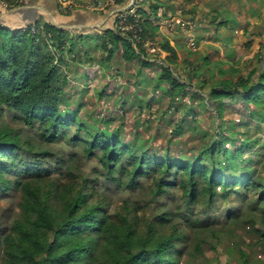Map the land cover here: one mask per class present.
<instances>
[{
    "label": "trees",
    "instance_id": "obj_1",
    "mask_svg": "<svg viewBox=\"0 0 264 264\" xmlns=\"http://www.w3.org/2000/svg\"><path fill=\"white\" fill-rule=\"evenodd\" d=\"M121 1L116 0V3ZM149 1L137 0L136 6L146 35L155 38V25L141 14L146 11L140 4ZM15 5L18 4L14 0ZM150 7L156 12L158 4L151 2ZM224 22L220 20L214 26L219 27ZM32 23L39 24L35 20L12 27L0 18V111H11L15 121L34 130V134L23 133L18 126L5 121L0 123L1 197L16 198L18 207L3 208L0 214V264H180L184 254L191 260L203 254L205 244L216 248L215 245L223 241L220 237L224 230L204 216V210L194 209L192 202L199 197L205 201L204 196L211 197L217 187L225 186L228 181L253 184L261 189L258 200H264V181L247 176L235 180L228 177L225 170L211 166L213 154L223 147L221 142L210 141L191 161L178 163L169 156L159 158L137 153L118 132L106 133L93 122L86 124L72 116H63L60 103L68 76L60 66L62 59H58L61 62L55 60L51 44L62 53L71 34L46 20L42 24L45 35L33 33ZM90 36L95 46L106 53L109 68L123 70L124 60H135L141 68L157 67L154 75L146 76L149 82L154 81L149 92L154 91L155 85L160 90L168 88L166 91L172 95L188 90L169 66L158 59L142 58L131 41L117 31L105 29L101 34L94 32ZM77 37L86 42L87 35ZM82 42L81 48L85 47ZM157 44L173 52L167 40ZM136 46L145 53L141 45ZM201 59L208 64L207 56ZM261 60L264 61V56ZM204 68L208 70L199 67L205 72ZM236 72L219 69L218 76L214 74L216 83L209 94L211 103H218V110L225 111L227 99L241 103L240 124L247 133L256 112L261 110L264 119V66L247 74L239 69ZM190 73L191 78L199 77L195 75L196 68ZM199 80L200 84L204 83L201 77ZM263 124L264 120L261 127ZM72 125L76 126L73 130ZM80 128L84 132H77ZM48 158L55 162L54 168L42 166V161ZM91 158L95 159L94 163L87 169L84 164ZM205 158L209 161L205 162ZM9 171L14 173L12 178L7 176ZM178 173L180 180L171 182L170 178ZM144 178L152 181L146 194L161 198L162 208L154 213L156 220L146 221L142 231L140 204L127 196L117 213L111 214L105 209L104 192L99 191L108 181L115 182L120 189H142ZM175 185L181 187L184 199L183 205L172 208L164 194ZM93 195L96 201L91 200ZM261 210L263 214L259 219L250 218V221L255 240L264 249V207ZM240 216L233 218L232 212L227 215L236 221ZM177 217L182 220L173 221ZM256 222H261L263 228L257 227ZM157 223H169L170 229L159 231ZM190 242H193V251ZM236 245L241 264H248L249 254L244 244L237 241Z\"/></svg>",
    "mask_w": 264,
    "mask_h": 264
},
{
    "label": "rangeland",
    "instance_id": "obj_2",
    "mask_svg": "<svg viewBox=\"0 0 264 264\" xmlns=\"http://www.w3.org/2000/svg\"><path fill=\"white\" fill-rule=\"evenodd\" d=\"M198 2L201 8L186 10L184 8V12L194 13L198 22L196 32H200V37L203 32L209 31L208 29L203 31L202 23L213 28L220 20H225V25L229 26L230 24V27L235 25L234 29L237 35L230 41V44L236 46L240 45L241 40L238 38L240 36L264 33V0H198ZM254 3L258 4L259 12L254 9L253 13L247 14V6ZM261 17L262 19H260ZM248 20H252L254 23L248 33L246 32L247 35L241 34L239 29ZM38 22V25L41 26L40 33L45 35V31L42 29L45 20ZM220 27L217 34H214L213 37L208 35L209 38H205L207 42H203L211 48V51L205 54L213 58V61L224 57V51L229 44V40L223 35L226 30L223 26ZM97 28L101 29V27ZM180 31L184 40L187 41L185 33ZM70 37L74 39L73 42L69 39ZM69 38L62 53L56 49L54 44H51L55 60L62 59V62L58 61L61 62L60 66L68 76V84L63 93L64 99L60 103L63 116H72L81 123L93 122L96 127L104 128L106 133L116 131L118 136L124 142L129 143L137 153L145 152L149 156L159 158L169 156L178 163L191 161L193 155L210 141L221 142L223 147L213 154L211 166H214L216 170H225L227 176L235 180L240 176H244L243 178L247 176L252 180L264 181V124L261 127V122L264 119L261 110L252 117L253 121L248 128L249 135L248 132H244L245 127L240 124L242 122L241 103L227 99L225 111L218 110V103H211L209 94L211 86L216 83L214 73L218 76L217 70L221 69L226 73L236 74L238 73L236 70H240V66L242 69L244 68L243 62L234 59V64L238 63L239 66L236 65L237 67H233L232 70L230 67L220 66L221 64L213 62L207 67L208 70L204 68L205 72H203L196 63L203 53L200 50H195L194 34L193 42L186 43L180 53L182 55L185 53L184 56H181L187 58V64L190 61L196 65L197 74L195 75L201 77L204 83L200 84L199 77L191 78L190 71H183L185 76L179 75L178 78L188 86L187 91L181 90L180 93L172 95L166 91L168 88L160 90L155 85L153 93L149 91H151V83L154 81L149 82L146 76L154 75L157 67L145 70L139 64L130 62L127 64L126 72L128 73L126 76L123 73L118 76L115 68H109L105 62L106 53L99 46H95L92 41L88 42L89 40L82 42L77 35L71 34ZM81 42L87 49L82 45V48L80 47ZM204 44L201 46L203 49ZM158 54L157 51L155 56ZM147 57L151 58L153 55ZM179 66L180 69L186 68L184 63ZM201 71L203 75H200ZM197 92L200 93L199 96ZM1 121L18 126L23 133L34 134V130L29 126H23L15 121L9 110L0 111V123ZM75 127L72 125L70 129L73 130ZM77 132L82 133L84 129L80 128ZM94 160V158L89 159L84 167L91 168ZM204 161L208 162L209 160L205 158ZM19 166L21 167L22 164L19 163ZM42 166L54 168L56 164L48 158L42 161ZM7 176L12 178L14 173L9 171ZM180 178L181 174L178 173L171 177L170 181H179ZM141 182L142 189L132 191L120 189L116 187L115 182L108 181L99 192H104V198L107 200L105 209L111 214L117 213L123 204V199L127 196L140 204L139 228L143 231L146 228V221L156 220V214L162 207L161 198L146 194L152 184L151 179L144 178ZM99 183L102 182L99 181ZM170 190L169 193L164 194V199H169V206L174 208L177 205H183L184 197L181 195V187L175 185ZM260 193L261 189L253 184L228 181L225 186L217 187L216 193L211 197H209L210 195L204 196L205 201L202 202L199 197L197 201L192 202L190 205L194 209L204 210V216L210 217L220 229L224 230L220 237V240L223 239V241L216 244V248L208 247L209 245L205 244L202 247L203 254L191 260L188 254H184L180 264H241L242 259L237 249V241L241 245L244 244L245 251L249 254L248 264H264V249L255 240L250 221V218L259 219L263 214L261 208L264 207V200H258ZM95 197L93 195L91 200L96 201ZM9 199L1 197L0 192V214L3 208H18L16 198ZM101 207H103L102 204ZM250 208H255V210L252 211ZM228 212H232L233 218L240 214L238 222L236 219L227 217ZM181 220L180 217L173 219L175 222ZM256 226L263 228L261 222H256ZM157 227L159 231L170 229L169 223H157ZM189 246L193 251V242H190Z\"/></svg>",
    "mask_w": 264,
    "mask_h": 264
},
{
    "label": "crops",
    "instance_id": "obj_3",
    "mask_svg": "<svg viewBox=\"0 0 264 264\" xmlns=\"http://www.w3.org/2000/svg\"><path fill=\"white\" fill-rule=\"evenodd\" d=\"M12 2H14L12 0ZM150 3H157V11L153 12L151 11L150 3L143 2L140 4L143 10L145 18L148 17L153 24L155 25L154 29V36L156 39V42L158 41L163 42L167 40L169 42V45L173 49V52L167 49H164L157 44V47L159 48V54L156 56H153L151 58H148V55H145L144 51H141L140 48H138L136 45L133 44V47L135 51L142 56V58L146 59H158V61L164 62L167 66H169V69L173 72V74H177L175 76H185L183 74V71H191L193 68H196V65L192 64L190 61H188L187 64V58H183L184 54L180 53V50L182 51L183 47H185L186 43L188 44V41L184 40V36L182 35L180 29H175L174 31H171L166 26V19L169 18L171 13H174L178 6H183L186 9H192V8H201L200 3L198 0H151ZM183 4H180V3ZM134 4L136 6L137 0H122L119 3H116L115 5H112V8H127L130 7V4ZM13 6V3L11 4H4L0 0V18L3 19V21L12 27L15 26H21L25 23H30L35 20H46L51 22L52 24L67 29L70 34L73 35H80L84 34L87 35L84 39L87 41L94 40L90 35H92L94 32H99L101 34L105 29H114V17L110 14V8H106L103 13L96 12L90 9L81 8V7H74L70 10L63 11L59 7V4L57 0H25L24 3ZM179 4V5H178ZM258 4L254 3L252 5L247 6L246 11L247 14L253 13L254 9L258 11ZM137 7V6H136ZM246 7V5H245ZM259 12V11H258ZM187 14V13H185ZM194 14V13H193ZM193 14H187L188 16H194ZM196 18V17H195ZM262 19V17L260 18ZM257 21V20H256ZM252 20L245 21L243 23V27L239 29V32L244 35H247L248 30L253 25ZM257 25V22H255ZM208 25L201 24V28L203 31L205 29H208L209 31L203 32L200 37V32L195 33V50H200L203 55L201 57L207 56L205 54L206 52H210L211 48H209L207 45H205L203 42H207L205 38H209L208 35L212 36L214 34L218 33V30L221 29L220 26H223V28L226 30L225 34H223L228 40L229 44L227 49L224 51L225 55L224 57L218 58L219 60H222L224 63H222L220 66H227L230 67V69H234L233 67H237L238 63L234 64L235 60H240V62L244 63V68L240 66L241 73L247 74L254 68H262L264 66V61L260 59L264 56V33L262 34H248L247 36L238 37L241 42L239 46L230 44L231 40H233L237 34H235L234 26L230 27L231 25H225L222 24L219 27L214 26L213 28L207 27ZM101 27V29L97 28ZM94 31V32H91ZM116 31V30H115ZM78 33V34H77ZM197 34V35H196ZM186 35V34H185ZM187 37V36H186ZM200 37V39H199ZM243 37V38H242ZM216 38V37H215ZM226 41V40H225ZM256 42V44H255ZM202 44H204V49ZM121 45V43H120ZM122 46V45H121ZM189 47V46H188ZM190 48V47H189ZM121 49V48H120ZM191 49V48H190ZM194 50V49H193ZM182 55V56H181ZM200 57V60L196 63H198L199 67H208L210 63L215 62L213 61L210 56L208 57V64L202 63V59ZM237 57V58H236ZM193 59V58H192ZM218 61V60H217ZM130 62L136 63L135 60L126 61L124 60L123 66L124 69L121 71H117V74H124L126 76V70L128 68L127 64ZM182 63L186 66V68H179ZM137 64V63H136ZM215 64H220L216 63ZM99 65V64H98ZM191 65V66H190ZM237 65V66H236ZM179 66V67H178ZM142 69H150V67L143 66ZM218 71V70H217ZM109 72V71H108ZM191 74V73H190ZM215 74V73H214ZM218 74V72H217ZM117 76V77H118ZM217 76V75H216ZM113 77H116L113 75ZM191 77V76H190ZM116 81V80H115Z\"/></svg>",
    "mask_w": 264,
    "mask_h": 264
},
{
    "label": "built area",
    "instance_id": "obj_4",
    "mask_svg": "<svg viewBox=\"0 0 264 264\" xmlns=\"http://www.w3.org/2000/svg\"><path fill=\"white\" fill-rule=\"evenodd\" d=\"M1 1L5 5L14 3L12 0ZM15 2L22 4L25 0H15ZM57 2L63 11L70 10L74 7H81L96 12H103L106 8L116 4V0H57ZM109 10L110 14L114 17V29L124 39L130 40L132 44L141 45L146 55L155 56V53L159 51L156 39L146 35L143 21L137 12V7L132 3L130 7L125 9L111 7ZM166 26L171 31L177 28L182 30L187 36L188 43H192L194 34L198 28V22L195 16L185 14L183 6H178L176 11L169 16ZM40 28L41 26L32 23L30 30L33 33H37L41 31Z\"/></svg>",
    "mask_w": 264,
    "mask_h": 264
},
{
    "label": "water",
    "instance_id": "obj_5",
    "mask_svg": "<svg viewBox=\"0 0 264 264\" xmlns=\"http://www.w3.org/2000/svg\"><path fill=\"white\" fill-rule=\"evenodd\" d=\"M134 0H132V2H133Z\"/></svg>",
    "mask_w": 264,
    "mask_h": 264
}]
</instances>
